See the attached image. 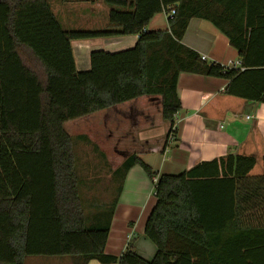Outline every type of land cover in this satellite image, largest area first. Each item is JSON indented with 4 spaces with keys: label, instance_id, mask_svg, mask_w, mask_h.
<instances>
[{
    "label": "trees",
    "instance_id": "1",
    "mask_svg": "<svg viewBox=\"0 0 264 264\" xmlns=\"http://www.w3.org/2000/svg\"><path fill=\"white\" fill-rule=\"evenodd\" d=\"M102 1L110 8L107 29L66 31L46 0H0V264H24L28 257H69L74 264H264V170L249 177L254 158L230 155L159 175L129 157L114 175L138 165L152 181L156 203L143 234L155 253L145 260L127 247L115 257L105 254L113 211L105 224L96 225L95 215L86 224L73 143L63 129L150 96L161 99L168 139L181 109V73L227 80V95L264 104V0ZM160 13L168 29L147 31ZM191 19L225 35L243 70L206 63L184 46ZM133 35L132 48L91 52L89 70H76L72 41ZM254 202L263 220L245 224L243 205L255 209Z\"/></svg>",
    "mask_w": 264,
    "mask_h": 264
},
{
    "label": "crops",
    "instance_id": "2",
    "mask_svg": "<svg viewBox=\"0 0 264 264\" xmlns=\"http://www.w3.org/2000/svg\"><path fill=\"white\" fill-rule=\"evenodd\" d=\"M51 1L56 6V13L52 12L57 18L56 14L68 6L65 0L49 2ZM76 3L78 10H72L69 14L76 13L78 19H82L80 22L78 20V30H101L98 28L109 27L110 8L102 0H78ZM100 13L102 20L98 19ZM146 29L167 30L168 17L164 13L155 15ZM137 39L138 36L133 35L72 41L75 68L80 72L88 71L91 52H109L111 48L114 51L109 53L123 51L132 48ZM182 44L200 57H205L203 61L206 63L243 70L239 64L237 51L230 46L226 36L208 21L191 19ZM227 85L228 81L221 78L181 73L177 82L181 109L174 116L176 133L168 139L166 138L169 123L161 116L160 97L142 96L69 121L68 124L64 123L63 129L73 143L77 177L80 179L83 173L87 178L84 174L86 165H89L91 177H95L98 174V171L94 170L97 168L95 165H100L107 168L105 171L108 174L104 178L113 179L115 172L132 155L155 168L159 175H178L199 163L224 159L230 155L252 157L256 163L249 177L261 176L264 170V104L227 95L224 92ZM71 122H78V131L82 133L71 135L68 131ZM112 141L114 146L111 145ZM81 148H89V153L82 159L77 154V150ZM139 169L138 165L128 169L125 185L133 188L137 178L136 183L140 184L137 191L139 195H144L147 193L148 184ZM152 194L150 198L145 196L139 198L138 201L140 199L144 201V210L139 216H135L134 211L130 213L124 211L123 220L116 222V217L121 212L120 206L114 215L112 213L105 254L120 257L124 250L130 247L145 260L153 258L154 253L152 255L150 249H146L142 240L145 238L143 234L145 223L156 203L154 192ZM152 197L154 201L151 200ZM249 205H243L242 220L245 224L247 222L250 225H257L263 220L262 207L259 202L253 203L257 206L255 209H250ZM101 206L102 204L96 211H102ZM100 217L104 219V212L95 215V221L99 220L96 225L101 224L100 221L102 224L106 223L107 218L102 220ZM140 233L143 235L142 238L139 237ZM24 264H74V260L69 257H28ZM87 264L101 263L92 260Z\"/></svg>",
    "mask_w": 264,
    "mask_h": 264
},
{
    "label": "rangeland",
    "instance_id": "3",
    "mask_svg": "<svg viewBox=\"0 0 264 264\" xmlns=\"http://www.w3.org/2000/svg\"><path fill=\"white\" fill-rule=\"evenodd\" d=\"M46 1L49 3L51 10L56 13L55 11L56 6H54L53 1L51 2H49L50 0H46ZM77 1L78 0H65L68 7H66V9H64V11H61L59 14H56L58 22L63 30H66V31L78 30V26H77L78 20L80 22V20L82 19H78V14L76 13L72 15L69 14L70 12H72V10L73 11L78 10V3H76ZM99 16L100 17L98 19L102 20L101 13L99 14ZM82 29H85V28H82ZM98 29L103 30L107 28L100 27ZM91 44L93 43L91 42ZM108 51L113 52L114 49L111 48ZM67 124L65 125V127H67ZM68 131L71 135H75V133L77 132L82 133V131H78V122L77 123L73 122ZM86 133L90 134V132H86ZM112 143L113 141L111 142V145L114 146ZM127 146L129 147V145ZM88 153H89V148H81L77 150V154L80 159H82L83 156ZM145 164L149 166L147 163ZM95 166H97L98 168V169L97 168L94 169L98 171V174H96L95 177H91L92 173L89 170V165H86L84 168V171H85L84 174L87 178H85L83 176V173H81L82 177L79 179V193H80L81 202L83 205V210H84V213L86 214V224L89 225L91 218L100 212H104L106 216V214L108 215L111 211H113V215H114V212L118 208V206H120L119 209L121 210V212L120 214L117 215L116 222L123 220L124 211H127L129 213L134 211L135 216H139L142 210H144V206H143L144 201L143 199H140V201H138L139 198L141 196L150 198L153 195L152 194L153 185L151 183V180L148 178V175L146 174V172L139 166L140 167L139 170L140 172H142L141 173L142 176L146 178V181L148 184L147 193L144 195H139L137 188L140 186V184L136 183L138 182L137 178L135 179L136 182L133 188L132 186L126 187L125 185L126 172L121 170L116 175H114L113 179H106L104 178L108 174L105 171L107 169L106 166H104L105 168L100 167V165H95ZM149 167L153 170V172H156V170H154L155 168H152L151 166ZM77 173L79 174L78 163H77ZM151 200L154 201V197H152ZM100 204H102L101 206L102 211L100 210L96 211V208L100 206ZM142 236H143L142 233H140L139 237L142 238ZM142 240L143 242H145L146 249L147 250L150 249L153 255V253H155L154 245L146 238H142ZM143 253L144 255H146L145 251H143Z\"/></svg>",
    "mask_w": 264,
    "mask_h": 264
},
{
    "label": "built area",
    "instance_id": "4",
    "mask_svg": "<svg viewBox=\"0 0 264 264\" xmlns=\"http://www.w3.org/2000/svg\"><path fill=\"white\" fill-rule=\"evenodd\" d=\"M174 14V11H171V15L170 16H172ZM201 59L202 60H204L205 59V57H201ZM240 64V63H239ZM248 118V117H247ZM173 129H176L175 128V125L173 126ZM156 182V179H154V183Z\"/></svg>",
    "mask_w": 264,
    "mask_h": 264
}]
</instances>
